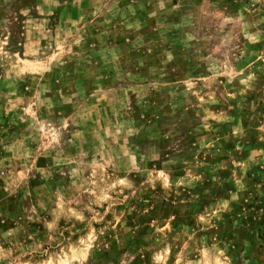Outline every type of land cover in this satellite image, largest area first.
Wrapping results in <instances>:
<instances>
[{
  "label": "rangeland",
  "instance_id": "rangeland-1",
  "mask_svg": "<svg viewBox=\"0 0 264 264\" xmlns=\"http://www.w3.org/2000/svg\"><path fill=\"white\" fill-rule=\"evenodd\" d=\"M0 264H264V0H0Z\"/></svg>",
  "mask_w": 264,
  "mask_h": 264
}]
</instances>
